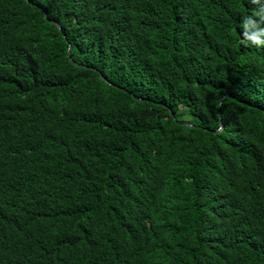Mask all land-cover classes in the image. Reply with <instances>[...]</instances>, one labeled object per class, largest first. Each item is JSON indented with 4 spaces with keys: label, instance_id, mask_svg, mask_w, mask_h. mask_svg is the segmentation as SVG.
<instances>
[{
    "label": "trees",
    "instance_id": "obj_1",
    "mask_svg": "<svg viewBox=\"0 0 264 264\" xmlns=\"http://www.w3.org/2000/svg\"><path fill=\"white\" fill-rule=\"evenodd\" d=\"M253 0H0V264H264Z\"/></svg>",
    "mask_w": 264,
    "mask_h": 264
},
{
    "label": "clouds",
    "instance_id": "obj_2",
    "mask_svg": "<svg viewBox=\"0 0 264 264\" xmlns=\"http://www.w3.org/2000/svg\"><path fill=\"white\" fill-rule=\"evenodd\" d=\"M259 4V0H253ZM241 42L250 47H264V5L246 14L240 22Z\"/></svg>",
    "mask_w": 264,
    "mask_h": 264
}]
</instances>
